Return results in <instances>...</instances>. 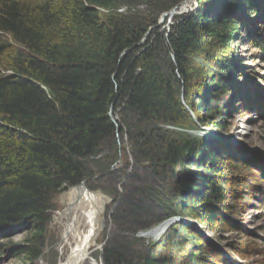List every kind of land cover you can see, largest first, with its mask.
Instances as JSON below:
<instances>
[{"label":"trees","instance_id":"16d2710c","mask_svg":"<svg viewBox=\"0 0 264 264\" xmlns=\"http://www.w3.org/2000/svg\"><path fill=\"white\" fill-rule=\"evenodd\" d=\"M257 1L196 0L194 11L174 17L164 36L157 18L182 0H0V233L26 223L31 245L23 253L40 256L36 247L53 197L79 185L82 160L114 141L112 110L121 116L117 127L127 143L148 159L147 171L165 187H176L182 211L206 225L207 216L192 213L198 203H210L211 218L227 210L226 189L175 171L215 170L217 164L205 165L220 156L219 145L176 139L170 129L186 130L192 122L181 88L195 80V102L186 93L183 98L198 125L204 124L202 112L220 113L212 102L229 96L224 81L232 83L233 71L215 60L221 76L205 72L202 63L210 60L201 55L212 43L228 48L240 29L258 43L260 35L233 14L258 11ZM139 5L145 7L141 13L117 11ZM204 184L210 194L201 200ZM125 193L114 222L141 231L158 194L134 185ZM113 244L105 251L106 264H129V251L116 239Z\"/></svg>","mask_w":264,"mask_h":264},{"label":"rangeland","instance_id":"374dc122","mask_svg":"<svg viewBox=\"0 0 264 264\" xmlns=\"http://www.w3.org/2000/svg\"><path fill=\"white\" fill-rule=\"evenodd\" d=\"M187 1L182 0L157 18V27L164 36L169 34L174 17L190 14L196 8V0L186 4ZM257 2L258 11L244 9L242 15L240 10L233 14L248 31L260 35L258 43L246 30L240 29L228 48L212 43L201 55L210 60L202 63L205 72L221 76L214 66L215 60L226 63L233 71L234 76L230 75L232 83L224 81L229 96L215 98L212 102L220 113L214 110L202 112L204 124L198 125V119L183 98L186 93L192 100L197 86L195 80L181 88V104L193 124L188 122L186 130L170 129L176 139L191 138L197 144L212 140L219 145L220 156L205 165L209 168L217 164L215 170L195 171L194 167L188 166V170L178 168L175 171L187 176L190 173L199 175L208 182H215L220 189H226L224 205L228 209L218 210L211 218L206 210L210 203H198L192 213L207 216L206 225L202 218L195 220L182 211L183 201L175 192L176 187H165L160 179L147 171L144 165L148 159L142 158V154L137 156L136 149L127 143L126 136L117 127L121 116L112 110L110 118L116 127L114 141L101 144L92 156L82 160L85 178L79 185L63 189L53 197L50 219L45 225L41 245L36 247L40 256L33 258L31 254L23 253L31 245V231L25 223L0 233V264L64 263L70 253L64 245L65 231L79 215V210L88 209V203L82 205L83 201L78 199L77 190L82 186L97 197L98 218L95 236L80 264H106L105 251L115 246V239L129 251V264H145L146 259L159 264H264V0ZM144 9L142 5L135 8L121 6L117 11L135 14ZM200 92L204 94L205 89ZM234 163L240 169L235 171ZM133 185L142 187L146 193L158 194L150 216L144 220L148 226L141 231L129 227L131 225L121 229L114 222V208L126 195L127 188ZM204 185L201 200L210 194ZM195 198L198 201L197 194ZM216 215H220L217 220ZM160 224L167 226L159 237L144 236Z\"/></svg>","mask_w":264,"mask_h":264},{"label":"bare ground","instance_id":"6f19581e","mask_svg":"<svg viewBox=\"0 0 264 264\" xmlns=\"http://www.w3.org/2000/svg\"><path fill=\"white\" fill-rule=\"evenodd\" d=\"M189 0L186 2H192ZM184 7V5H183ZM78 199L84 203H88L87 211L80 212L72 223V225L65 231L64 245L69 248V255L62 264H80L87 256V251L95 236L96 221L98 218L97 203L98 199L94 194L88 192L83 186L77 190ZM78 208L82 209V206ZM82 220L84 222L82 223ZM166 224L154 228L151 232L144 234L146 237L157 238L166 228Z\"/></svg>","mask_w":264,"mask_h":264},{"label":"water","instance_id":"95a60500","mask_svg":"<svg viewBox=\"0 0 264 264\" xmlns=\"http://www.w3.org/2000/svg\"><path fill=\"white\" fill-rule=\"evenodd\" d=\"M111 113H112V112L109 113V116H110Z\"/></svg>","mask_w":264,"mask_h":264}]
</instances>
